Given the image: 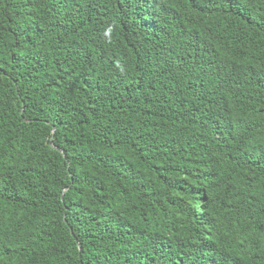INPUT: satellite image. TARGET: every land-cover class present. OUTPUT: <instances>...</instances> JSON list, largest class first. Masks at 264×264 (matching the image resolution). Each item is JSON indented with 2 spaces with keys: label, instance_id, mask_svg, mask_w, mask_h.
Segmentation results:
<instances>
[{
  "label": "trees",
  "instance_id": "obj_1",
  "mask_svg": "<svg viewBox=\"0 0 264 264\" xmlns=\"http://www.w3.org/2000/svg\"><path fill=\"white\" fill-rule=\"evenodd\" d=\"M0 264H264V0H0Z\"/></svg>",
  "mask_w": 264,
  "mask_h": 264
},
{
  "label": "clouds",
  "instance_id": "obj_2",
  "mask_svg": "<svg viewBox=\"0 0 264 264\" xmlns=\"http://www.w3.org/2000/svg\"><path fill=\"white\" fill-rule=\"evenodd\" d=\"M112 34H113V27L111 25L107 26L104 30H103V36L104 38L108 41L111 42L112 40Z\"/></svg>",
  "mask_w": 264,
  "mask_h": 264
}]
</instances>
